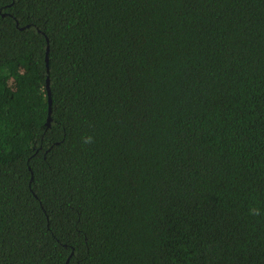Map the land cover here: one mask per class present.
<instances>
[{
  "label": "trees",
  "instance_id": "trees-1",
  "mask_svg": "<svg viewBox=\"0 0 264 264\" xmlns=\"http://www.w3.org/2000/svg\"><path fill=\"white\" fill-rule=\"evenodd\" d=\"M0 264H264V0H0Z\"/></svg>",
  "mask_w": 264,
  "mask_h": 264
},
{
  "label": "water",
  "instance_id": "water-1",
  "mask_svg": "<svg viewBox=\"0 0 264 264\" xmlns=\"http://www.w3.org/2000/svg\"><path fill=\"white\" fill-rule=\"evenodd\" d=\"M47 51H48V47L46 48V57H45V60H46V65H47ZM45 88H46V91H47V101H48V116H47V122L49 121V118H50V90H49V80H48V77L46 78V81H45Z\"/></svg>",
  "mask_w": 264,
  "mask_h": 264
}]
</instances>
